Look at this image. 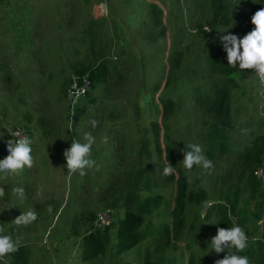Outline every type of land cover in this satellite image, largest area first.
<instances>
[{
	"label": "rangeland",
	"instance_id": "1",
	"mask_svg": "<svg viewBox=\"0 0 264 264\" xmlns=\"http://www.w3.org/2000/svg\"><path fill=\"white\" fill-rule=\"evenodd\" d=\"M219 4L226 9H219ZM153 5L162 10L160 26L153 20ZM260 9L259 0H0V145L13 140L14 131H23L33 140L34 158L32 168L0 180L4 191L0 233L29 245V264H72L79 241L73 235L72 220L81 211L103 205L105 183L118 176L112 169L138 158L150 171L153 193L163 194L167 201L161 221L171 223L181 173L187 179V192L207 193L209 199L201 204H187L184 228L178 238L172 233L171 247L164 253L174 257L176 264H215L218 254L208 245L217 233L216 206L237 181L240 153L264 132V85L254 69L232 67L231 76L238 82L232 97L239 112L231 129V150L215 157L204 152L212 125L204 92H211L212 82L225 79L221 65L214 71L213 52L222 47L220 37H243L254 28L251 17ZM216 13L219 22H230L212 30L208 21ZM77 16L70 33H57L59 22ZM82 16L97 21L94 49L88 50V38L82 39L85 33L72 32ZM101 50L108 60L106 80L95 84L73 107L67 93L78 76L74 66L95 60L94 51ZM170 72L174 74L168 86ZM167 97L175 104L171 116L164 117L162 99ZM93 119L98 122L96 128L90 124ZM153 121L160 125L158 134ZM86 132L96 137L90 156L99 167L86 169L83 176L69 173L63 152L73 138L83 142ZM189 143L201 145L212 161L211 170L182 167V149L187 150ZM167 146L174 152L172 177L163 175V168L170 164ZM15 187L25 189L23 202L12 196ZM209 202L216 206L208 211ZM29 209L37 213V219L17 225L15 219ZM257 211L254 200L242 204L241 213L251 217V225L258 230L252 236L255 244L264 230V210L256 220ZM116 214L109 208L99 210L95 227L110 225ZM154 221H159L156 215ZM77 232L85 233L79 226ZM159 243L160 239L144 243L118 262L107 257L95 264H146L149 252L152 259ZM248 258L253 260L255 255Z\"/></svg>",
	"mask_w": 264,
	"mask_h": 264
},
{
	"label": "trees",
	"instance_id": "2",
	"mask_svg": "<svg viewBox=\"0 0 264 264\" xmlns=\"http://www.w3.org/2000/svg\"><path fill=\"white\" fill-rule=\"evenodd\" d=\"M259 3L261 8H264V0H259ZM218 8L226 9L221 4L218 5ZM152 12L155 25L160 26L162 24V10L157 5H153ZM81 19L82 23L79 26L85 22L82 29L77 31L79 26L76 27L74 25L72 32L85 33L82 39L85 42L87 41L86 38H88L90 45L88 50L94 49L98 38L94 34L98 33L95 29L97 21H90L85 16H82ZM78 20L77 16L76 20L67 21L63 24L59 22L56 29L57 33H70L72 23H76ZM229 22V19L219 22L218 13H216L213 20L208 21V25L214 30L218 24L228 25ZM164 30L162 27V33ZM201 31L206 32V29L202 28ZM114 41L115 37L112 36L111 42ZM94 53L95 60H88L85 63L74 66V72L80 80L86 75L90 78L91 88L95 84L105 81L109 72L108 60L103 51H94ZM213 54L216 63L214 71H218V65H221L222 69L220 72L225 76V79L212 82L210 85L211 92H204L206 110L212 120V125L204 141V152L209 157H215L218 152L223 153L231 150V129L235 122V114L239 112V109L234 108L235 101L232 97V90L238 87V82L231 76L234 69L227 65L226 53L222 47L216 49ZM178 65L179 62L174 65V73ZM174 73H169L166 85H171L170 80ZM174 104L175 101L169 97L162 99L164 117L171 116ZM163 125H166V123L163 122ZM152 126L158 134L159 123L153 121ZM5 147L6 145H0V157L2 159L7 155ZM166 149L167 158L170 161V165L173 166V148L167 146ZM239 158L242 161V165L241 168L235 170L238 173L236 183L222 197L221 203H218L217 206L211 203L207 210L209 211L216 206L218 223L214 227L215 229L228 228L233 223L238 224L241 228L244 226L245 229L243 231H245L247 236L248 246L239 254L247 257L255 255V259L249 260V264H264V230L261 233V238L255 244L252 236L257 234L258 230L251 225V217L248 218L241 213L242 204L247 201L251 203L252 200L255 201L258 209L254 213L256 220L259 218L257 214L264 210V132L256 135L255 139L252 140L251 147L247 151L240 153ZM116 166V168L112 169V172L118 176H116L115 180L108 182L107 185L105 183L108 190L105 193L103 205L99 206V208L81 211L72 220L71 229L73 228V235H76L79 241L77 257L75 256L71 263L95 264L98 261L107 259V257L112 258L114 262H118L116 259L129 255L144 243L150 245L152 241L160 239L159 247L152 259H150L149 248L146 249L145 252H149L145 261L146 264L149 261V264H176L174 257H167L164 250L171 247V240L178 238L183 230L187 204L189 202L201 204L209 199L207 193L204 191L198 193L187 192V179L185 174L181 173L177 180V195L174 198L175 206L170 212L171 223H167L160 220L163 215L162 212L167 206V201L163 194L153 193L152 176L150 171L139 161V158L134 161L129 160L125 165H119L118 163ZM260 168L263 169L261 177L258 174ZM172 175L173 173L170 174V177ZM244 199L248 200L244 201ZM104 208L117 211L118 214L113 218L110 225L96 228L94 222L98 219L97 212ZM155 215L159 218L157 222L154 221ZM77 225L84 229V234H78ZM172 233H174L173 238ZM224 255L225 253H219L217 260L222 259ZM31 256L32 250L25 243L18 244L17 250L8 254L11 264H29Z\"/></svg>",
	"mask_w": 264,
	"mask_h": 264
},
{
	"label": "clouds",
	"instance_id": "3",
	"mask_svg": "<svg viewBox=\"0 0 264 264\" xmlns=\"http://www.w3.org/2000/svg\"><path fill=\"white\" fill-rule=\"evenodd\" d=\"M251 23L254 28L243 37L234 34L223 35L220 37L221 45L226 53L227 65L239 70L254 69L255 76L259 83L264 85V8L256 11L251 17ZM97 121H90L92 128H96ZM67 129H71V125ZM13 140L6 143V157L0 159V180L19 175L25 168H32L34 158L32 155L33 140L31 137L21 135L17 132ZM68 139V137L66 138ZM96 142V137L91 133L83 134V142L72 139L70 146L63 152L65 158L64 168L69 173L79 172L85 175V170L98 168L96 160L91 158L92 146ZM183 159L182 167L191 171L194 166L204 170H211L212 161L203 154L202 147L198 143H189L187 150L185 146L182 149ZM174 172V166L168 165L163 168V175L167 176ZM4 191L0 190V197ZM12 196L19 202L25 199V189L15 187L12 189ZM51 206L48 212H51ZM37 219V213L34 210H26L15 219L17 225L29 224ZM215 224V223H211ZM19 240H14L12 236L0 233V257L14 253L17 250ZM209 249L215 253H225L222 259L215 261V264H249V258L246 255H240L247 247V236L243 229L233 223L228 228H217V233L211 238L208 245Z\"/></svg>",
	"mask_w": 264,
	"mask_h": 264
},
{
	"label": "built area",
	"instance_id": "4",
	"mask_svg": "<svg viewBox=\"0 0 264 264\" xmlns=\"http://www.w3.org/2000/svg\"><path fill=\"white\" fill-rule=\"evenodd\" d=\"M90 89H91V80L87 75L83 76L81 78V80L79 79V77L76 76L73 79L71 87L69 88L68 93H67L68 100L70 101L72 106L75 107V105L78 102H80L82 99H84ZM17 132H19L21 135H25L23 133V131L16 130L13 132V138ZM14 139H16V138H14ZM258 174L260 177L263 175V169L262 168H260L258 170ZM209 203L211 204V202H209ZM100 221L103 224L106 223V220L103 217L100 218ZM0 260H2L4 262V264H11L8 255H6L4 257H0Z\"/></svg>",
	"mask_w": 264,
	"mask_h": 264
}]
</instances>
